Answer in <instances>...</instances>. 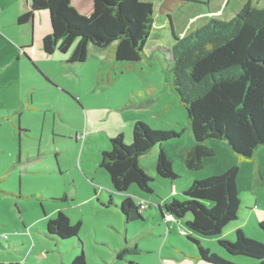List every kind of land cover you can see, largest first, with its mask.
<instances>
[{"label":"rangeland","instance_id":"rangeland-1","mask_svg":"<svg viewBox=\"0 0 264 264\" xmlns=\"http://www.w3.org/2000/svg\"><path fill=\"white\" fill-rule=\"evenodd\" d=\"M142 1L153 4L157 26L152 30L145 48L149 56L152 52L148 50H155L151 59L132 64L112 63L109 61V47L90 44L86 60L74 66L72 75L59 76L58 83L52 82L56 86L61 83L71 90L88 93L86 105L93 107L95 113L107 110V107H102L104 103L122 102L121 110L141 115L150 128L175 129L182 133L189 117L171 87L173 62L165 50L171 49L174 37L180 39L188 36L193 30L209 23L210 18L229 20L222 14L225 1L172 0L169 7V0L164 5L168 13L159 11L164 1ZM72 6L85 15L74 4ZM74 47L67 52L68 57ZM99 55H103L104 59ZM60 89L66 91L65 88ZM60 89L56 90L58 94ZM150 90L156 91L154 97H160V107L165 106L167 110L155 113L159 104L157 107H142L146 102L143 100L147 99L144 94H149ZM51 92L47 94L53 96ZM45 94L39 92L36 96L42 99ZM16 99V91L0 84V264H70L82 251L86 264H210L197 257V245L188 239V234H192L204 248L227 260L237 261L238 264L256 262L248 257L230 256L219 248L214 237L189 231L185 220L190 213L188 217L180 219L184 225L174 221L169 224L168 230L158 205L166 214L163 205L170 189L163 182H171L170 179H153L150 183L153 188L151 193L142 192L135 184L131 185L128 194L135 204L139 205L140 199H144L150 206L140 210L143 218L126 222L124 214L116 206L119 202L106 205L109 201L107 189H111L110 176L96 164L101 159V153L95 146L94 149L85 147V157L90 159L96 171L94 176L97 180L93 183L97 186L88 184L80 169L74 168L77 163L81 165L84 159L81 149L88 139L82 125L85 121L76 108L67 104L68 112L61 119L58 112L55 115L53 111L43 110L16 115L8 112L7 108L10 103L14 105ZM96 121L97 124L105 122L100 119ZM25 126L30 130H25ZM76 130L82 134L77 146L56 150V143L68 145L69 137L74 136L71 133ZM58 131H65L67 139L57 137ZM184 137L183 134L181 141ZM130 140L124 138L125 143ZM166 144L170 145L171 141ZM260 148L264 150V145ZM177 167L178 164L175 169ZM196 172L206 171L203 168ZM252 174L250 170L243 173L239 219L229 222L223 230L222 235L226 240H235L236 232L233 230L238 225L247 238L264 243V232L258 225L259 218L264 220V178L258 176L260 183L256 194L252 186L248 188L246 183V177ZM183 178L179 176L174 180ZM59 211L68 217L71 226L80 222L78 236L62 239L46 234L47 222L56 217ZM122 248L128 251L120 259L117 253Z\"/></svg>","mask_w":264,"mask_h":264},{"label":"trees","instance_id":"trees-1","mask_svg":"<svg viewBox=\"0 0 264 264\" xmlns=\"http://www.w3.org/2000/svg\"><path fill=\"white\" fill-rule=\"evenodd\" d=\"M50 12L52 32L43 38L46 54L55 50L67 53L73 46L70 62H84L90 44L105 48L113 44L117 62L143 60L146 44L155 22L153 4L142 0H93L89 16L81 15L72 0H31L30 8L18 17V23L31 21L34 13ZM167 57L173 62L171 87L186 108L194 144L185 164L190 170L204 168L205 159L216 153L209 145L212 139L226 141L241 161L252 160L264 145V7L246 1L242 9L227 21L213 20L183 38L174 37ZM133 139L125 143L122 134L110 138L111 148L101 153L100 166L110 176L112 192L127 194L135 184L142 192L151 193L153 178L140 164V158L155 146L179 138L173 129H152L144 121L135 122ZM156 171L160 178L174 180L178 174L170 157L160 150ZM240 165L234 164L222 173L196 179L184 191V200L173 198L158 205L163 218L173 221L190 216L185 224L189 231L214 237L218 246L230 256L254 259L264 264V243L247 238L241 229L236 238H221L224 228L238 218L241 205L238 187ZM139 205L131 197L116 204L125 221L143 218ZM114 204L112 196L107 206ZM264 232V220L259 221ZM80 222L74 226L61 211L47 222L46 234L62 239L78 236ZM188 234L198 248V258L210 264H238L227 260ZM138 250V248L136 247ZM122 248L117 257L127 253ZM70 264H86L82 251Z\"/></svg>","mask_w":264,"mask_h":264},{"label":"crops","instance_id":"crops-1","mask_svg":"<svg viewBox=\"0 0 264 264\" xmlns=\"http://www.w3.org/2000/svg\"><path fill=\"white\" fill-rule=\"evenodd\" d=\"M30 1L31 0H0V84H2L5 88H12L17 92L16 103L14 105L11 103L8 104V112L16 115H24L27 111L33 110H43L46 112L53 111L55 112V115L56 112H58L61 119L63 114L68 112L66 109L67 104L76 108L78 114H80L85 121L82 123V125L84 126V135L88 139L85 140L81 149V156L84 159H80V163L82 160L81 165L77 163L74 165V168L80 169V171L87 178V183L90 185L92 184L91 186L93 187H96L97 185L93 183V181L96 182L97 180V177L94 176L96 171L92 166L90 159L85 157V147L88 146L89 148L94 149L95 146L98 152L102 153L103 150H109L111 148L110 138L118 134H122L126 140L131 138V140L127 142L130 144L133 139L132 131L135 122L138 120H144L142 119L141 115H134L132 113H128L127 111L121 110L122 107L120 106L122 105V102L104 103L102 107H107V110H102L98 113H95L93 111V107L89 108L86 105L85 99L88 93H81L75 89L71 90L61 83H59V86L53 84V82L58 83L57 78L59 76L64 77L65 75H72L71 72L74 66L80 65L82 62H70V56L68 57L66 55L67 53H61L58 50H55L52 54L45 53L42 45L43 38L52 32L51 17L48 10H38L34 13L31 21L28 23H18V17L30 8ZM161 1L164 2L160 5L159 11L167 12L164 5L169 0ZM171 1L172 0L169 1V7ZM221 1H225L222 14H224V16L229 20L232 19L234 15L242 9L246 1H251L261 7H264V0ZM72 4H74L76 8H79L85 15L86 13L90 15L93 11V0H72ZM163 8L165 11H163ZM211 19L212 18H210V21ZM162 25L165 26V23ZM156 27L157 26L154 22L153 29ZM108 47L111 49L109 50V61L116 63L117 61H115L113 58V44ZM148 51L152 53L150 56L147 53L144 59H151V56L155 50ZM88 53H90V50H88ZM99 57L104 59L103 55H99ZM60 87L65 88L66 91L60 89ZM58 89L61 90L60 94H58L56 91ZM39 92L43 94L46 93L45 97L42 99L37 98L36 95ZM49 92L53 93V96L47 94ZM155 94L156 91L154 90H150L149 94H144L145 98L147 99L143 100L146 102L143 103L142 107L149 105L152 107H157L161 98L154 97ZM181 105L183 106L182 103ZM155 110L156 111L154 112L156 113L167 109L165 106L160 107L159 104ZM97 118L105 122L102 124H97ZM188 121V125H186L184 129L185 132L183 131L179 138L170 140V145L166 144L169 141L157 145L149 153L143 155L140 158V164L142 168L154 180H158L160 178L156 171V162L160 150L165 151V153L170 157L174 169L176 164H178L175 172L178 174V176H184V178L183 180H171V182L164 180L163 183L167 186V188L170 189L169 193L165 196V200L168 201L172 198H184V191L193 183V181L222 173L236 163L240 165V173L238 176L239 192L241 193V181L243 178V173L247 170H250L253 172V174L246 177V183L248 184L247 187L249 188L252 186V189H254L255 193L258 194L257 191L260 183L258 182V176L264 178L263 148H260V146L256 151L254 158L249 160V164H246V161H241L238 155L233 152L232 148L226 141L212 139L208 143L215 148L216 153L215 155L205 159L204 170L206 172H196L195 170H190L186 167L185 158L189 149L194 144V138L191 131L190 120ZM24 128L27 131L30 130V127L28 126H25ZM157 129L162 128L157 127ZM58 132L59 135H56L57 137L67 139V135H64L67 134L65 131ZM71 134H74V136L69 137V144L64 146L62 143H56V150L72 149L77 146V143L82 139V134H80L78 130L73 131ZM183 134L185 137L184 140L181 141V139H183ZM172 141L175 142L173 143ZM96 164L101 167L100 161H97ZM109 186H111V189H107V192L109 197L112 196L114 203H120L129 196L128 193L125 195L113 193L111 191V180ZM94 192L96 194V189ZM257 197L258 196L256 195V199ZM258 220L261 221L262 218H259ZM171 222L174 221L166 220V218H164V224L168 230L170 229L169 224ZM175 222L176 224L180 225L182 223L184 225L183 221L181 222L179 220ZM237 229H241L243 231V229L238 225L234 227V230L230 229V231L233 230V232H236ZM222 236L223 235L221 234L220 237L224 238V236ZM213 239L216 241V238Z\"/></svg>","mask_w":264,"mask_h":264},{"label":"built area","instance_id":"built-area-1","mask_svg":"<svg viewBox=\"0 0 264 264\" xmlns=\"http://www.w3.org/2000/svg\"><path fill=\"white\" fill-rule=\"evenodd\" d=\"M140 207H141L142 209H145V208L148 207V204H147L145 201H141V202H140ZM173 219H174V218H173L172 215H168V216L166 217V220H173Z\"/></svg>","mask_w":264,"mask_h":264}]
</instances>
